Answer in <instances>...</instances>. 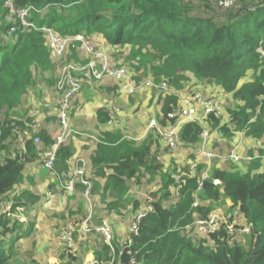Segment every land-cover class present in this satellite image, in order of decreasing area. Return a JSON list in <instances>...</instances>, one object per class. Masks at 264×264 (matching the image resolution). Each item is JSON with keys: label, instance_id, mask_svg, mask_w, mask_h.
<instances>
[{"label": "trees", "instance_id": "obj_1", "mask_svg": "<svg viewBox=\"0 0 264 264\" xmlns=\"http://www.w3.org/2000/svg\"><path fill=\"white\" fill-rule=\"evenodd\" d=\"M6 2L0 0V35L4 40L9 38L4 44L0 38V157L4 152L0 160V203L22 183L27 164H33L38 158L41 167L40 153L54 143L57 135L52 133V126L59 124L61 96L56 87L59 65L50 58L44 33L24 27L17 14H10ZM11 2L15 9H29V21L52 27L61 35L80 34L87 39L100 35L112 48H128L126 59L131 67H125L136 82L140 83L146 78L154 84L164 82L170 88L168 92L156 95L155 87H149L151 96L148 105L154 106L160 128L173 122L166 114L179 107L181 96L193 93L195 88L202 89L201 83L196 84L197 81L204 82L202 90L208 96L217 98L219 95L223 106L220 115L211 113L202 122L186 121L180 126L178 146L191 147L192 157H188L184 164L174 163L169 168L152 156L154 137H161L156 130H150L147 138H139L134 134L129 135L130 131L124 124L111 128L99 127L87 166L91 192L98 194L93 198L92 230L86 235L74 232L73 244L77 240L86 243L87 238L96 235L98 244L88 247L85 253L93 252L101 264H127L130 254L120 255L116 252L112 255L101 233L94 229L105 218L110 221L107 214H121V210L125 209L130 213L125 227L135 219L136 213L144 212L138 234H130L124 227L118 237L120 242L133 238L129 249L135 255L137 264H264V150L254 153L247 149L245 156L252 157L251 160L222 162L215 158L211 165H214V169L210 170L211 176L221 183L213 185L211 180H205L200 189L201 169L205 162L196 154V147L203 142V129L209 132L206 146L209 145L215 152L214 145L220 140L232 146L234 136L263 143L264 0H241L236 7L219 8L230 13L224 20L192 14L195 0ZM240 6L245 8L238 10ZM8 15L15 21L7 19ZM80 44L74 41L70 46L73 56L69 53L68 57L74 63L88 61V57L78 60L76 56L75 49ZM41 75L48 81L47 87L50 89L39 96L42 97L38 101L41 120L35 134L40 141L34 144V133L29 127L35 120L30 113L32 107L22 109L16 115L9 112L20 107L24 99L29 101L28 88L32 80L35 81L34 77ZM94 82L87 80L85 84ZM117 87L115 82L108 87V92L111 90L110 99L116 103L119 102L115 97L118 96ZM223 96L234 101L235 105L224 107ZM128 97L133 98V95ZM73 100L68 112L69 119L74 113ZM43 102H54V105L45 107ZM95 116L105 126L114 116L113 108L99 106ZM13 129L22 133L28 131L23 136L25 151L15 149L21 141L12 133ZM12 141L15 146L10 149L6 143ZM158 145H161L159 141ZM164 145L168 146L166 143ZM73 148L71 141L62 143L57 150L54 170L48 172L52 176L49 186L58 187L65 196L76 201L83 190L81 184L76 181L74 192L68 193L61 189L57 179V175L68 179V161L73 156ZM12 151H16V157L12 156ZM217 153L223 154V151ZM191 166H195V171H191ZM143 168L150 174V180L159 179L158 187L150 191L153 198L140 201L136 196L131 202L126 201L125 194L129 191L131 178ZM174 174L181 175L185 181H177ZM15 193L9 211L26 203L21 202L23 197H39V194L26 188ZM222 196L246 217L249 225L247 235L250 238L248 247L240 242L244 234H239L242 239L235 240L229 236L224 224L217 234L210 237L212 245H204V240H193L184 234L187 232L186 226L197 219H206L214 208L213 202ZM122 200L126 204H119ZM196 200L197 205L194 206ZM101 202L105 204L103 209L107 213H101ZM87 208L78 201L76 209L70 210V215L80 214L72 223L75 227L87 216ZM9 211L0 215V264H6L14 250V243L27 237L32 229L29 227L24 231L22 223L7 216ZM110 222L117 227L112 220ZM62 245L65 250L60 254L64 259L62 264H73L77 259V255L71 251L74 245L70 248ZM32 262L39 264L35 259Z\"/></svg>", "mask_w": 264, "mask_h": 264}, {"label": "rangeland", "instance_id": "obj_2", "mask_svg": "<svg viewBox=\"0 0 264 264\" xmlns=\"http://www.w3.org/2000/svg\"><path fill=\"white\" fill-rule=\"evenodd\" d=\"M212 2L217 8H214ZM220 7L217 6L216 0H195L193 4V10L192 14L195 15H201L205 17L210 18H216L217 20H224L227 15L230 13L223 12L225 10L219 9ZM243 7H238V10H243ZM39 12V11H38ZM233 13V11H231ZM10 14H13V12H10ZM7 19L14 20L15 19L8 15ZM36 26H41L40 22L35 23ZM58 33V32H57ZM82 36V35H81ZM85 41H87L88 44L92 47L93 52H103L108 57L107 59L111 61L112 64L117 66H126L127 68L131 67L129 66V61H127L126 56L128 54V48H115L110 47L105 43V40L101 38L100 35H94L91 39H87L84 36H82ZM0 38H2V43L4 44V41H7L9 38H4L2 35H0ZM80 42V41H79ZM74 43V41L67 46L63 56L60 60H55L59 65V70L62 65H65L67 63H72L74 61H71L68 57V54L71 53L73 56V51L71 50V47ZM76 56L78 57V60L84 59L86 57L91 56L90 53H88L81 44L79 47H76L75 49ZM130 69V68H129ZM129 74V70H128ZM36 75V74H35ZM130 75V74H129ZM131 76V75H130ZM132 77V76H131ZM41 75V77H34L35 81L32 80V85L28 88V94H29V101L24 99L22 101V104L17 109L14 108L9 112L10 115H16L20 112V110L25 109L27 107H32L30 110V113L33 118H39V121L41 119V116L39 115V99L42 97H39L40 94L43 93L44 90H49L50 88L47 87L48 81H46ZM111 80L110 77H104V79L100 80L101 83L96 82L84 85L81 90L79 91L81 93L82 99L79 102V105L74 103L72 110L74 113L72 114V118L76 123H82L85 121V118L87 119L92 118L94 119V116L90 113L91 109L94 106V103L99 102L103 100L104 97H106V88L109 87V81ZM144 80H147L144 78ZM192 80L194 78L192 77ZM103 81V82H102ZM195 81V80H194ZM143 82V81H142ZM140 82V83H142ZM201 83L202 89L204 82L203 81H197L196 84L198 85ZM100 86V87H99ZM144 87H142V90ZM202 89H194L195 91H201L202 93H206ZM135 91L133 94V98L124 97V99L119 100L120 108L122 111H124V114L122 115V124H124L127 129L130 131V134L136 135V137L140 136L141 133L144 130L145 124L148 125L149 120H147L145 117L146 112L144 111L140 116L137 115L138 110H143V108H147V112L149 114L153 115L154 108L153 106L150 107L147 103V94L143 91ZM208 90V89H207ZM207 95V94H206ZM32 99V101H31ZM220 102L219 95L216 98ZM222 103L224 107L226 105L234 106V101H231L227 98V96L222 97ZM31 101V102H30ZM54 102H51L50 106H52ZM46 102H43V105H45ZM221 104V102H220ZM84 107V109H83ZM140 107V108H139ZM81 108L82 111L86 112L87 115L82 116L80 114H77V110ZM139 108L138 110H136ZM136 110V111H135ZM135 111V112H134ZM89 113V115H88ZM23 119V117L21 118ZM82 121V122H80ZM59 125V124H58ZM55 124L52 126V133L56 135L58 134L60 129L59 126ZM80 126V124H79ZM73 128V127H72ZM77 130L76 128H73ZM153 130V129H152ZM13 134L16 135L18 130H12ZM150 132L146 133V136H143V138H147L150 134ZM153 133V132H151ZM86 134H77V137L75 139V142L77 145H81L82 140L86 142L87 139H84ZM160 136V135H159ZM18 138V137H17ZM154 143H152V156L156 161H160L164 163V165H167V168L171 167L174 163L178 164H184L188 157H192V148L184 145H179L175 151L170 150L166 147V145H158V141L160 142V138H158L157 135L154 137ZM254 141V142H252ZM232 146L231 143L227 144L225 140H220L216 145H214L216 148V152L223 151V154H228L229 152L235 151L239 152L242 155H245V151L247 149L252 150L254 153H260L259 151L262 149L264 150V136H263V145L256 143L255 140L251 139H245L242 137L234 136L232 138ZM7 147L9 146L10 149H13L15 145L12 143H6ZM86 144V143H85ZM84 144V145H85ZM234 144L236 146H234ZM263 146V148L261 147ZM209 147V145H207ZM19 147H15V149H18ZM210 148V147H209ZM212 149V148H211ZM218 150V151H217ZM171 151V152H170ZM16 151H12V154ZM221 153V152H220ZM0 157V160L3 158ZM259 155V154H258ZM152 157V159H153ZM155 160H153L155 162ZM205 165V164H204ZM202 166L201 171L205 166ZM212 165V162L210 164V170L214 169V165ZM192 171V169H191ZM90 176V175H89ZM150 174L143 168L141 171H139L133 178L130 180L129 184V191L125 194L126 201H130L135 198L136 196L140 199V201L144 200L145 198H149L150 200L153 198L150 191L155 190L158 187L159 179L157 180H150ZM52 176L51 174L43 170L40 167L39 159H35L33 164H27L25 169V178L22 181L21 184L17 185L15 189L10 192L8 195H6V198L2 200L0 203V215L4 214V212H8L10 210V207L12 206V198L16 194L15 192L21 191V189H29L31 192L39 194L38 198H26L23 197L21 199V203L17 208H15L14 211H9L7 213L8 217L13 220L17 219L18 223H22L24 228V231L28 230L29 227H32L30 234L27 237H22L19 240H17L14 243V250L11 254V256L8 258L6 264H34L32 260H36L39 264H62L64 263V259L62 260L60 257V254L65 252L63 250V245L65 247L70 248L73 245V248L71 251L77 255V259L73 261V264H86L87 262L93 261V259H96L93 255V252H86V249L88 247L91 248L96 246L98 244L99 240L96 235L91 236L90 238H87L86 243L81 242L82 240H77L75 244H73L74 239L72 237V241L70 245L66 244L64 240H62L63 232L64 230H71L72 236L74 232H77V227H75L72 223H75L76 219L79 217L80 214H73L70 215L71 209H76L78 201L82 203V205L87 206L88 202L86 197L81 193V196L78 194L76 201L73 199L65 196L66 194L62 192L58 187L56 186H49V182H51ZM150 180V181H149ZM92 186V183H91ZM100 193V192H98ZM95 195H98L97 192L95 194H92L91 192V200L95 198ZM99 198V196H98ZM110 199V197H108ZM126 201L122 200L119 204H126ZM102 205V211L101 213H107L103 208L105 204L102 202L100 203ZM214 208L212 212L210 213V217H214L213 219L217 221V223L221 222V224H225L224 226L234 233H229V236L233 237V239L238 240L239 238L242 239V237L239 234H244L242 241V244L244 247H248L250 243V238H248V230L245 231L243 229L246 228V226L249 227L246 217L240 212L238 207H232L229 203V200H227L225 197H221L220 199L213 202ZM88 207V206H87ZM122 209V208H121ZM87 211L89 212V208H87ZM86 213V211H85ZM94 214V212H93ZM137 214V213H136ZM130 213L125 211V209L121 210V214H107L106 216L109 217V220L113 221L115 226L112 225V222L109 221L110 225H112L115 235L116 242L119 241L118 237H120L122 233V229L125 227L128 217ZM104 220H108L105 218ZM197 221L195 223L191 224V227L186 228V231L184 234L187 235V237H192L193 240H204V245H212L213 241L209 236H206L201 230L197 227ZM69 224H72L69 226ZM227 229V230H228ZM1 230V229H0ZM103 238V236L101 237ZM95 239V240H94ZM85 240V239H83ZM104 242V239H103ZM98 260V259H97ZM99 261V260H98ZM100 262V261H99Z\"/></svg>", "mask_w": 264, "mask_h": 264}, {"label": "built area", "instance_id": "obj_3", "mask_svg": "<svg viewBox=\"0 0 264 264\" xmlns=\"http://www.w3.org/2000/svg\"><path fill=\"white\" fill-rule=\"evenodd\" d=\"M241 0H216V4L221 9H230L236 7ZM5 5L8 7L9 12H13V14H17L21 24L26 28H32L37 31H42L46 38L47 44L50 50V58L52 61L60 60L63 56L66 48L73 41H80L81 46L85 49L91 56L88 57V61L85 63H67L62 65L59 70V75L56 80L57 90L61 92L59 110H58V119H59V133L56 135L54 143L51 146L40 153L41 156V167L46 171L54 170V166L57 158V150L59 146L68 141H74L77 137V134H81L80 131L75 130L71 127L70 119L68 116L69 109L71 108V102L73 98L78 94L82 85L87 80H97L100 81L104 79V77H110L114 80L118 87L116 92L120 96L129 95L135 93V91H141L142 87L149 88L155 87L157 94L162 92H168L170 90L169 86L162 82L160 84H154L151 80H144L142 83L136 82L129 74L128 69L125 66H117L111 63L110 60L107 59V55L103 52H93L90 44L87 43L83 39L80 34H76L74 36H65L57 33L52 27L47 25L36 26L34 22L28 20L29 9H15L11 0H7ZM14 28H12V31ZM111 103L107 102L105 107H108ZM45 107H50L48 103L44 105ZM115 115L111 119L107 121V125H113L120 123V118L117 117L121 108L119 106H115ZM223 106L220 102L214 98L210 97L201 91H194L188 95H183L180 97V105L177 109L169 111L166 116L169 120H173L172 123L165 125V127L160 128V125L156 119V117H152L149 120L147 125L149 130H157L162 137L163 141L169 146V148L175 151L178 147L179 143V128L180 126L186 122H202L205 118H207L211 113H215L216 115H220L222 113ZM34 122L29 124L30 130H33V142L34 144H38L40 138L37 134V128L39 118H34ZM21 120L20 118L18 119ZM41 120V119H40ZM15 130V129H14ZM18 130V129H16ZM28 134L27 132H18L16 136L21 141V143L17 146L18 149L25 151V144L23 136ZM209 136V132L206 129H203L201 133V137L203 138L202 144L196 147V154L199 159L204 160L205 168H203L201 172V180L199 182V189L203 186V182L205 180H211L213 185H219L221 182L217 178H212L210 171V164L215 158H219L222 162L233 161L237 162L240 159L251 160L252 157L240 155L239 153L232 151L228 154H219L214 150H211L206 146V139ZM23 139V140H22ZM13 157H16V152L12 154ZM87 165L88 161L82 157H76L74 159V163L69 167V177L64 180L62 177L57 175V179L61 189L67 191L68 193H72L75 190V182L78 181L83 187L82 194L87 199V206L89 208V212L87 216L82 220L81 224L77 227V232L82 235H86L91 232L92 228L90 227V221L93 217V199L91 200V181L87 175ZM192 171H195V166H191ZM177 181L184 182L185 179L181 178V175L174 174L173 175ZM193 205H197V200L193 202ZM144 216V212H138L135 216V219L129 223L127 226V231L130 234H138L139 224L141 222L142 217ZM214 217H210V214L206 219H198L197 227L203 232L206 236L212 237L217 234L221 230V222L217 223L213 219ZM225 225V224H224ZM191 227L190 225L186 226V228ZM95 231L101 233L104 239V243H106L110 249L112 255L118 252L120 255L122 253L130 254L131 258L129 259L127 264H137L135 255L131 253L130 247L133 243V238L129 237L127 242H116V238L114 235V230L112 225H110L108 220H103L101 225L94 228ZM228 229V227H227ZM245 231L248 230L249 227L246 226ZM229 233H234L232 230L228 229ZM72 231L64 230L62 240L66 242V244L70 245L72 241ZM86 264H101L97 259H93L91 262H87Z\"/></svg>", "mask_w": 264, "mask_h": 264}, {"label": "crops", "instance_id": "obj_4", "mask_svg": "<svg viewBox=\"0 0 264 264\" xmlns=\"http://www.w3.org/2000/svg\"><path fill=\"white\" fill-rule=\"evenodd\" d=\"M113 82H115L114 80H110L109 81V87L113 84ZM116 83V82H115ZM85 84V83H84ZM83 84V85H84ZM86 85V84H85ZM100 87V86H99ZM151 88H144L143 90H144V93H148L147 95V101L149 100V97L151 96L150 95V93H149V90H150ZM106 90H107V92H106V97H104L103 98V100H101V101H99V102H96V103H94V106H93V108L91 109V114L94 116V119H92V118H85V121L84 122H82V121H80V122H82V123H79L80 124V126H79V124L78 123H76L74 120H73V118L72 119H70V123L72 124V127L73 128H76L78 131H80V133L81 134H86V136L84 137V139H87L86 140V142H84V140H82V142H81V145L79 146V145H77L76 144V142H75V140L74 141H71L72 142V144H73V156L69 159V161H68V167H70V166H72L73 165V163H74V159L76 158V157H82V158H85L88 162H89V154H90V152H91V150L94 148V142L96 141V134H97V132H98V129H99V127H102V128H111V127H113V126H119V125H121L122 124V115L124 114V111H122V110H120V112L118 113V115H117V117H119L120 118V123H117V124H113V125H107V124H105V126H103L102 124H100L98 121H97V119H96V116H95V110H96V108L97 107H99V106H104L105 107V104L107 103V102H110L111 104L108 106V107H105V108H113V113H114V116H116L115 115V106H119L120 105V101L118 102L117 101V99L118 100H121V99H124V97H126V99H128L129 97H128V95H124V96H115L117 99H116V101L118 102V103H116V102H114V101H112L111 99H110V95H111V90L108 92V88H106ZM142 90V91H143ZM155 94L157 95V93H156V91H155ZM118 97H120V98H118ZM81 99H82V96H81V93L79 92L76 96H75V98H74V100H73V104L74 103H76V104H78L79 105V102L81 101ZM46 103H48L49 105H51L50 103L51 102H46ZM147 104H149V101H148V103ZM54 105V103L52 104V106ZM51 107V106H50ZM72 107H74L73 105H72ZM120 107V106H119ZM150 107H152V106H150ZM140 108V107H139ZM139 108H137L136 110H138ZM147 108H149V107H147ZM147 108H143V110H138V113H137V115L138 116H140L144 111L146 112V115H145V117H143V118H146L147 120H149L150 118H152V117H156L155 115H154V113H155V108H154V106H153V108H154V111H153V115L152 114H149L148 112H147ZM83 109H84V107H83ZM81 113V114H80ZM77 114H80V115H82V116H85V115H87L86 114V112H84V111H82L81 110V108L79 109V110H77ZM88 115H89V113H88ZM113 116V117H114ZM107 125V126H106ZM59 126V125H58ZM150 130L148 129V127H147V124H145V127H144V130H143V132L141 133V135L140 136H138L139 138H142L143 136H145V134L146 133H148ZM157 131V130H156ZM158 132V131H157ZM159 133V132H158ZM160 138H162V137H160ZM86 143V144H85ZM160 143L163 145V144H165V142H163V139H161V141H160ZM85 144V145H84ZM202 144V143H201ZM200 145V144H199ZM239 153V152H238ZM240 154V153H239ZM240 155H242V154H240ZM88 166V165H87ZM42 168V167H41ZM43 169V168H42ZM44 170V169H43ZM87 173H88V171H87ZM87 207V206H86ZM69 226H70V224H69ZM125 230H127V226L125 227Z\"/></svg>", "mask_w": 264, "mask_h": 264}, {"label": "clouds", "instance_id": "obj_5", "mask_svg": "<svg viewBox=\"0 0 264 264\" xmlns=\"http://www.w3.org/2000/svg\"><path fill=\"white\" fill-rule=\"evenodd\" d=\"M117 84V83H116ZM81 90V89H80ZM79 93V92H78ZM119 95V94H118ZM120 96V95H119Z\"/></svg>", "mask_w": 264, "mask_h": 264}]
</instances>
